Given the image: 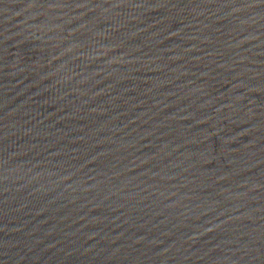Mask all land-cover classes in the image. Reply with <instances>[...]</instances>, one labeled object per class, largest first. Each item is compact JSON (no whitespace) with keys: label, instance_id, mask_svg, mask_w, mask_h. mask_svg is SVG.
Masks as SVG:
<instances>
[{"label":"water","instance_id":"1","mask_svg":"<svg viewBox=\"0 0 264 264\" xmlns=\"http://www.w3.org/2000/svg\"><path fill=\"white\" fill-rule=\"evenodd\" d=\"M0 264H264V0H0Z\"/></svg>","mask_w":264,"mask_h":264}]
</instances>
